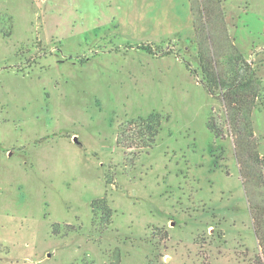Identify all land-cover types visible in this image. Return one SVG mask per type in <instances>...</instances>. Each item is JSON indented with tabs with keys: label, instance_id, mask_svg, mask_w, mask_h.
I'll return each mask as SVG.
<instances>
[{
	"label": "rangeland",
	"instance_id": "obj_1",
	"mask_svg": "<svg viewBox=\"0 0 264 264\" xmlns=\"http://www.w3.org/2000/svg\"><path fill=\"white\" fill-rule=\"evenodd\" d=\"M210 1L0 0V264L254 262L264 187L243 185L194 20L257 71L264 159V0H219L223 20L206 21ZM152 113L162 129L141 152ZM102 198L112 216L95 219Z\"/></svg>",
	"mask_w": 264,
	"mask_h": 264
},
{
	"label": "trees",
	"instance_id": "obj_2",
	"mask_svg": "<svg viewBox=\"0 0 264 264\" xmlns=\"http://www.w3.org/2000/svg\"><path fill=\"white\" fill-rule=\"evenodd\" d=\"M202 6L203 19L207 21L208 15L214 14V18H222L224 7L221 6L219 0L204 2ZM210 6V9H209ZM217 7V8H216ZM195 16V11L192 8ZM213 18V19H214ZM214 19V20H215ZM223 20V18H222ZM209 22L205 24L209 30ZM213 22V26H214ZM194 28L197 33H201V37L206 38L209 47L208 50L200 51V60L202 64L203 79L202 84L205 90L217 100L222 101L224 113L226 116V123L229 125L230 132L234 137L235 142V156L239 163V170L241 179L245 189L256 188L258 191L264 187V159L259 152V145L255 136L253 124V111L260 101V83L257 78V71L251 64L247 63L244 56L234 46L230 45L224 54H216L215 45L222 48L223 32H208L205 34L203 31L197 30V20H194ZM200 38V37H199ZM217 38V40H216ZM221 41V42H220ZM216 42V43H215ZM201 45V42L199 43ZM144 48V47H141ZM144 50L151 53V49L145 48ZM209 53V55H208ZM172 53H167L171 55ZM162 116L158 113L149 115L148 120H141L147 122L146 127V141L145 145L141 148V152L149 149L155 144L156 139L162 129ZM208 127L217 139H223L220 129L217 127L213 115L211 114ZM125 129H121L118 138V145L122 147L125 140ZM140 152V153H141ZM261 196V203L253 204L250 202V210L253 218L255 233L259 242L260 254H258L252 264H264V194L259 193ZM92 212L94 218L98 216L103 218L112 216V209L108 206L106 199H98L92 203ZM112 223V222H111ZM110 223V224H111ZM55 226L53 231L54 235H58ZM108 225L104 226L107 228ZM116 258L111 264H120V252L115 251Z\"/></svg>",
	"mask_w": 264,
	"mask_h": 264
},
{
	"label": "water",
	"instance_id": "obj_3",
	"mask_svg": "<svg viewBox=\"0 0 264 264\" xmlns=\"http://www.w3.org/2000/svg\"><path fill=\"white\" fill-rule=\"evenodd\" d=\"M76 141H77V139H76Z\"/></svg>",
	"mask_w": 264,
	"mask_h": 264
}]
</instances>
